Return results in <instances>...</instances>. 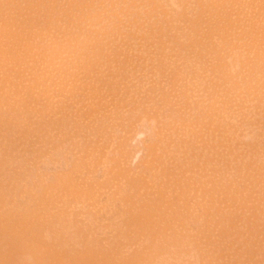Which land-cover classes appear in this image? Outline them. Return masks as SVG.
I'll list each match as a JSON object with an SVG mask.
<instances>
[{"label": "rangeland", "instance_id": "1", "mask_svg": "<svg viewBox=\"0 0 264 264\" xmlns=\"http://www.w3.org/2000/svg\"><path fill=\"white\" fill-rule=\"evenodd\" d=\"M192 43L193 45H191ZM199 77L203 78H201L199 81ZM195 78L198 79L199 83L197 82V79L195 80ZM180 81L184 84H180ZM196 82L197 84H195ZM191 84L192 87H190ZM203 86L206 88H202ZM188 88L192 89L189 90ZM187 93H189V95ZM167 95L171 96V98ZM263 96L264 0H261V2H259V0H0V116H6L7 114L5 115V113H8L10 118L13 116L11 118L13 120L17 119L28 122L26 124L28 125L27 129H22V131L24 130L23 133L25 134L30 133L28 135L29 137L26 136L29 143L25 144L20 136L17 137V135H15V137H13L14 134L11 131L10 134L9 132L7 133V130L10 129L9 126L11 125L4 124L5 126H2L3 129L0 127L1 134H7L9 139H12V146H8L11 147L10 149L15 148V152L12 154L16 153L17 151L19 155H22L24 152L25 155L23 156L27 157L23 164L16 166L15 164H9L8 162L13 157V155H10L9 149L0 152V194H3V191H5V201L7 203L9 202L7 204L9 206H6V208L0 205V219L3 221L2 223L0 220V223L1 225L4 224L6 221L4 218L7 219L8 217H10L9 219H17V223L14 219L15 225L13 224V229L15 231L13 229L11 230L13 221H11L12 223L10 222L11 224L9 222L6 223L7 225L9 224L8 227L6 224H4L5 226L0 225V234H2V236H0V246H2L0 247V263L9 264L11 261V264H23L24 262L22 261H25V264H43L42 262L44 261L40 263L39 259V256H41V252L39 253V247V251H37L40 255H38V258H36L35 255L37 256L38 253L33 250L35 247L31 246L33 249H28L30 248L28 246L31 243L23 238L25 237L24 234L28 231L27 229H29V231L31 229L30 232H37V234L40 235L39 237L41 239H39V241H42L40 244L46 243L47 245H51L50 248H52L54 252L62 251V249L59 248H62L61 246H63L65 247L63 248L65 252H70L68 250L78 251L80 252V254H78L80 256L82 255L81 257H83V255L85 256L86 253L96 251V253L93 254L95 257L96 254L98 255L100 253L106 254V256H108L112 252L107 255V249H110L109 251H111L112 248H118V250H116L117 252L114 250L118 255L114 256V253L112 256L113 258L111 257L113 264H123V257L136 256L138 253H146L143 255L144 259L145 257L153 259L149 260L151 263L148 261L150 264H264ZM196 99H199L198 102ZM162 101L164 102V105L166 103L168 110H165L166 108H164ZM214 101L216 103H214ZM193 103H197L201 107V104H203L202 108H206V104L209 103L216 107L215 109L213 108L215 113L213 114L215 117H217L215 118L217 122H215V124L212 122V125L215 126L210 124V128L209 126L204 128L206 125L204 123L209 124L211 119H208L203 123L202 118H205L206 116L204 117V115H201L200 117L202 122L199 121L200 117H198V113H194L193 109L192 112L194 115H188L189 111L190 114L192 113L189 106H194ZM210 105H207V108ZM182 106L184 108H182ZM176 107H180L182 112ZM111 109L113 112H115V114L117 113L116 115L127 113L129 116L133 115L135 117V114L140 112V115L142 112L144 116L141 114L143 116H140L141 119L140 117H135V120H137V118L139 119L137 122L133 120V116L131 119L127 114V117L125 118H122V115L121 118L125 124L122 123V121H119L117 123H120L119 127L116 129L115 122H117V120L114 119V113H107L110 112ZM49 110L50 112H48ZM165 111H169V114L167 112L165 113ZM217 111H219V114L221 113V116L217 115ZM51 113L53 114L51 115ZM105 113H107V115ZM55 114L58 116L59 120ZM193 117L194 121L197 122L198 120L201 124L203 123V126L200 125L199 122V124L192 122L193 124H191V126V122L189 123V121H193ZM106 118L108 122H106ZM174 118L177 120L174 121ZM30 119H32V121ZM43 119L46 120V122L44 121L46 123L45 125L41 124V120ZM170 119L176 123H172L173 121ZM184 119L186 121L188 120L187 122L189 124L186 123ZM48 120L50 122H48ZM98 120L102 121L99 122ZM128 120L129 122H126ZM37 121H40V123ZM177 121H179V123ZM29 122L36 125L35 128L34 125L32 124L31 126ZM164 122H167L168 124L170 123L169 125H171L169 128H166L170 130L168 131L169 133L167 130L164 131L165 128L162 126ZM181 122L186 123L188 126L190 125L189 127L187 126L188 128L183 126L187 129V131L189 130L188 133L185 132L184 134ZM218 123H220V125ZM62 124L72 125L74 128H76L78 133L69 135L68 137L62 136L64 133V125L62 126ZM95 124L103 125V129L105 125H109V127H106V130L109 131L108 138L104 137L107 133L104 134L105 132L98 131L97 128L101 127V125L95 126ZM0 125H2V123H0ZM40 125L42 127H40ZM177 126L180 127L177 128ZM199 126L204 131H202ZM171 127L172 129L174 127L175 129H180V134L182 132L184 137L182 138V134L179 135L178 130L175 132L177 135H179V137L173 136ZM131 128H134L137 131L136 134L135 131H133L134 129L132 130ZM144 128L148 130L143 132L144 136L142 137L140 132ZM36 130L38 132H36ZM4 131H6V133ZM190 131H194V135L191 134L190 136ZM115 134L119 137L116 138ZM187 134L191 139H193L194 144L195 141H197L195 144V151L202 148H199L202 143V146L204 145V149L202 148L204 152L200 150V153H203V155H201L202 157L199 158V160L203 159V156L206 154H208L207 156L209 157V160L212 158L213 160L216 159L215 162L212 160L214 163L211 164V162H208L209 160L206 156L207 161L205 162L204 160L205 163L203 166L200 165L201 163H199L202 160H198L199 167H202H200V170L203 171H201L202 174L197 173L201 172L199 167L197 170L198 164L195 166V162L193 167L185 166L186 164L184 162L187 161V158L188 161L192 160V158L189 159L186 151L183 153V151L174 149L175 151L172 150L169 152L170 156L167 155L168 151L172 149L171 147L173 146L175 140H180L181 142L185 141L184 139H186L185 136ZM207 134L211 138L213 136V141L210 140V137L206 138L208 137ZM30 135L32 137H30ZM139 135L141 138L138 139L137 143L139 144L140 142V146L135 142ZM166 137L168 139H166ZM217 137L219 139L216 141ZM81 138H84L85 140ZM113 138L114 140L116 138L115 143L117 142V149L119 150H116V154L115 152H112L111 154L113 155L111 157L109 156V152H111L110 150H115ZM190 138L186 140L189 141ZM14 139L16 140L14 141ZM80 140H83V143ZM110 140L112 141L111 143L114 144L113 146H109ZM206 141H208L210 144H208ZM79 142H81L83 145L80 144L78 146ZM211 143L213 144L211 145ZM21 144H23L24 147ZM47 144H51V146ZM210 145L212 147L216 145L212 151ZM218 145H220V147H218ZM207 146L210 148L209 150ZM122 149L124 151H120ZM215 149V152L219 155H217V158L216 154H214L215 152L213 151ZM135 150H138L137 152H139V154L137 152L134 153ZM177 150L178 152H176ZM130 151L132 154L128 153ZM107 152L109 153L108 155H106ZM119 153L122 155L116 157ZM123 153L128 155L125 154L126 157H124ZM153 153L154 155L151 157ZM160 153L164 155L162 156ZM176 153H179V157L181 155L182 159L179 158ZM185 153L187 155H185ZM211 153L215 156V158L211 155ZM183 154L185 156H183ZM135 155H138L135 159L136 163H132V161H134L133 158H135ZM171 155L174 157L172 156V158ZM84 156L85 158H83ZM130 157H132L133 160H130ZM185 157L187 158L185 159ZM153 158L157 161L153 160ZM219 160L220 162L222 161V170L220 173L218 172L221 166H219ZM3 161L5 162L3 163ZM153 161L154 164L149 166V163H152ZM160 162H164L166 165H168L166 166V169L168 167L170 168V171H159V169H163L165 167L164 165L163 168H161ZM7 163L9 164L8 166L6 165ZM64 163L66 164L64 165ZM156 165H158L157 169H151L150 171L153 172V175L150 174L151 172H149L148 169L155 168ZM146 166H148V169ZM118 167L120 170L117 169ZM38 168H40V170H37ZM104 169L108 170L105 171ZM186 169L190 171L187 170L186 172ZM85 170L88 173H86ZM77 172L80 173L78 174ZM147 172L151 176H155L150 177L148 175L154 182H152L150 178L149 180L151 182L148 180ZM166 172L172 174L167 175ZM6 173L7 176H5ZM75 173H77L76 176H74ZM124 173L126 174L124 175ZM158 173H160L162 176L165 174L166 176L164 175L162 177ZM43 174L44 176H42ZM64 175H67L68 179ZM77 176L81 179L79 180ZM180 177L186 179L191 187L196 188L194 190L195 192L186 190L187 182L182 180ZM193 177L195 180H191ZM141 178H144L143 181ZM178 178L180 181L182 180L185 183L186 187L181 185L182 182H178ZM197 178H199V180H197ZM72 179H74L75 182ZM123 180L127 182H124ZM190 180L194 182L195 185L192 186L194 183H192ZM71 182L73 185H70ZM76 182L77 184H81L77 185L75 184ZM123 182L126 185H124ZM206 182L208 183L206 184ZM10 183L12 184L10 185ZM65 183L68 185L67 188ZM116 183L118 185H116ZM23 184L24 186H22ZM46 184H49L50 186L48 185L45 187L44 185ZM61 184H63L64 187ZM25 185L28 186L25 187ZM153 185L155 186L152 188ZM156 185L159 186L157 187ZM189 185L187 189L191 188ZM219 185H221L222 188H220L221 186ZM178 186L181 187L178 188ZM53 187L55 190H57V193ZM71 187L74 188V191H77L73 193V188ZM80 187H83L85 190L81 189ZM167 187L169 189H167ZM69 188H71L70 191L68 190ZM93 188L96 190H93ZM65 189L66 194H63V190ZM184 189L189 193H184ZM78 190H81L79 191L81 194L78 192ZM208 190L211 193L215 192L216 195L218 191L220 193V190H222L224 193L222 192L221 195L218 193L217 196L212 198V196L215 194L213 193L212 195L208 193ZM45 191H50L51 193L48 192L47 194ZM154 191H156V194H154ZM40 192H44L43 194L45 196ZM70 192L73 193V195ZM126 192L128 193L126 194ZM138 193L141 195V197L139 196L140 201L135 203L136 199L132 198V196L135 194L137 197ZM181 193H183V197ZM51 194L54 195L51 196ZM189 195H192L191 197L193 198L190 197V199ZM201 195L204 197L203 199L205 202L201 199ZM221 196L224 198V201H220L222 199ZM123 197H125V200L122 199ZM161 197L164 198V200L161 199ZM207 197H209V202ZM150 198L157 199L151 201ZM214 198L217 200L216 202H219L217 205ZM17 199L19 201H17ZM10 200L12 201L10 202ZM121 200L125 201V203H121H124V206H121ZM5 201H2L3 204L6 203ZM146 201L149 205L153 206L154 209L151 208V206H148ZM168 201H170L171 204ZM49 202H52V207H49ZM166 202H168V204H165ZM197 202L198 204H206H199L198 206ZM41 204L43 207H40ZM58 204L60 206H58ZM164 204L170 207H166ZM35 206L38 207L39 210L41 208V212L38 211L37 208L35 210ZM137 206L139 209H136ZM220 206L222 209H219ZM48 207L52 209H47ZM205 207L208 209L205 210ZM7 208H9V210ZM11 208L12 210H10ZM43 208H45L44 210L48 212L47 214ZM182 208H185V211L189 213L183 211L184 209ZM112 209L115 211H112ZM121 209L126 210L127 215L137 213V216L144 215L141 214L142 212L144 213V210L147 212L149 209H152L150 212L151 215L147 212L145 217L147 214L149 216L156 215L158 219L160 218L161 222L167 224H165L164 227L167 226L168 228H159V233L157 231L155 232V228H153V230L151 229V236L152 233L153 236L147 237L145 235L146 233H143V231L140 232V229H137L136 226L141 224L142 218L140 217V220L132 221L131 223L127 222L128 225H126V223H123L121 220H124L125 222L129 217L127 218V216L124 215L125 213H122L124 210L122 211ZM127 209H130L131 213ZM178 209L179 211H177ZM117 210H120V212H116ZM170 210L173 212L174 216L171 214V212H169ZM208 210L209 214H207ZM8 212L11 213L8 214ZM110 212H115V214L113 213L114 215L111 214L113 215L111 216V220L114 222L115 220H113V218L115 219L117 214L118 220L116 219L117 222L115 223L118 226L122 223L123 226H121L123 229L121 228L119 230V227H116L115 224L110 225L112 223L109 220L111 217L108 218ZM3 213H6L4 215L8 216L4 217ZM12 213L15 216H13ZM104 213H108L106 214L107 216ZM98 214H100V216ZM204 214L207 217H204ZM119 215L124 217L121 216V218ZM131 215L130 217H132ZM183 215L186 217L189 216L192 218V221L188 217L187 221H189L187 223ZM20 216H22V218ZM39 216L40 218L42 217L44 221L38 222L40 219ZM49 216L51 217L49 218ZM103 216H106L105 218H107L108 222L105 221ZM172 216H179L178 218H175L176 220L178 219L181 221V224L179 221L177 222L174 221L175 219H171ZM33 217L35 219L38 217L39 219L37 218L38 220L36 219L34 223V220H32ZM180 217L185 220H181ZM72 218L75 220L73 221ZM165 218L167 219L166 221ZM71 219L72 221H70ZM118 221H121V223ZM167 221L169 223H167ZM176 222L179 225L176 224ZM134 223L135 226L133 225ZM23 224H25V226H23ZM190 224L192 225L190 226ZM113 226L116 227L117 230L115 228L113 229ZM128 226L129 228H127ZM38 227H40V229ZM104 227L105 229H103ZM108 227H110V229ZM97 229L99 231H97ZM160 229L166 234L161 232ZM103 230L105 236H103ZM156 230L158 229L156 228ZM12 232L16 234L15 237H17L19 233H23V237L22 234V238L19 237L20 239L18 237L15 238L14 234L13 236H10ZM112 233L113 236L121 237L117 238L116 240V238L112 236ZM161 233H164L165 236L163 234V237H161ZM172 233L175 234V236H173ZM7 234H9V236H7ZM68 234H70V236H68ZM182 234H184V236H182ZM46 236H48V240L45 239ZM52 236L54 238L56 236V239L60 241L58 242L57 240L56 242L60 243L58 244L60 246L56 245L54 247L52 245V243L56 244L54 240H51L54 239ZM100 236L101 238H99ZM158 236H160L159 239ZM163 238H166L167 240H164ZM170 238H174V240ZM89 240H91V243L92 240H96V246H98V248L96 246L94 247V243L92 244V247ZM160 241H162V243ZM66 242L67 244H65ZM86 243L88 244L86 245ZM15 244L18 249H15L17 248L16 246L13 249ZM18 245L21 246L19 247ZM22 246L24 247V251L22 250ZM158 247L161 249L159 250ZM177 247L179 248L177 249ZM101 249L104 252H102ZM18 252H20V254ZM157 252H159L158 255H156ZM15 254H17V256ZM42 256L44 257L45 255L43 254ZM42 256L41 258H43ZM118 256L122 258H119ZM90 257L92 261L88 259L89 257H86L87 259L84 257L80 259L79 257L76 258L71 264H76L78 261V264L80 262L81 264H89V262L92 264L93 259L92 256ZM12 258L14 261H12ZM28 258L30 260H27ZM35 258L37 259V263H35ZM103 258L105 260V257ZM15 259H18L19 261L17 262ZM83 259L86 261L89 260V262H86ZM95 259L96 257L94 260ZM106 259L110 260V258L107 257ZM155 259H157L156 262ZM164 259H166L167 262H165ZM98 260L99 257L96 263ZM114 260L117 262L114 263ZM111 261H107V264H109ZM100 262V264H106L104 261Z\"/></svg>", "mask_w": 264, "mask_h": 264}, {"label": "bare ground", "instance_id": "2", "mask_svg": "<svg viewBox=\"0 0 264 264\" xmlns=\"http://www.w3.org/2000/svg\"><path fill=\"white\" fill-rule=\"evenodd\" d=\"M252 1H253V0H252ZM254 1H255V0H254ZM262 1H263V0H262ZM259 2H261V0H259ZM195 41H196V40H195ZM191 45H193V43H192ZM181 47H182V46H181ZM256 57H257V56H256ZM157 63H158V62H157ZM157 63H156V64H157ZM163 64H164V63H163ZM163 64H162V65H163ZM252 64H253V63H252ZM200 68H201V67H200ZM196 71H197V70H196ZM215 71H216V70H215ZM81 72H82V71H81ZM198 72H199V71H198ZM209 72H210V71H209ZM202 74H203V73H202ZM189 75H190V74H189ZM195 75H196V74H195ZM198 76H199V75H198ZM186 77H187V75H186ZM187 78H188V77H187ZM201 78H203V77H199V81H200ZM196 79H197V78H195V80H196ZM205 79H206V78H205ZM217 80H218V79H217ZM190 81H191V80H190ZM201 81H202V80H201ZM212 81H213V80H212ZM178 82H179V81H178ZM180 82H181V81H180ZM191 82H192V81H191ZM197 82H198V79H197ZM197 82H196L195 84H197ZM185 83H186V82H185ZM198 83H199V82H198ZM215 83H216V82H215ZM217 83H218V82H217ZM180 84H184V83L181 82ZM192 84H193V83H192ZM192 84L190 85V87H192ZM195 84H194V85H195ZM200 84H201V83H200ZM255 85H256V84H255ZM183 86H184V85H183ZM249 86H250V85H249ZM181 87H182V86H181ZM204 87H205V86H203L202 88H204ZM261 87H262V86H261ZM186 88H187V87H186ZM202 88H200V89H202ZM205 88H206V87H205ZM97 89H98V88H97ZM179 89H181V88H179ZM183 89H184V88H183ZM188 89L190 90V89H192V88H188ZM188 89H187V90H188ZM204 90H205V89H204ZM204 90H203V91H204ZM179 91H180V90H179ZM182 92H183V91H182ZM184 92H185V91H184ZM198 92H199V91H198ZM205 92H206V91H205ZM208 92H209V91H208ZM211 92H212V90H211ZM217 92H218V91H217ZM192 93H193V92H192ZM213 93H214V92H213ZM218 93H219V92H218ZM222 93H223V92H222ZM77 94H78V93H77ZM187 94L189 95V93H187ZM194 94H195V93H194ZM200 94H201V93H200ZM211 94H212V93H211ZM29 95H30V94H29ZM128 95H129V94H128ZM178 95H179V94H178ZM195 95H196V94H195ZM198 95H199V94H198ZM207 95H209V94H207ZM213 95H215V94H213ZM220 95H221V94H220ZM167 96H169V95H167ZM180 96H181V95H180ZM182 96H183V95H182ZM196 96H197V95H196ZM202 96H203V95H202ZM210 96H212V95H210ZM164 97H165V95H164ZM169 97L171 98V96H169ZM185 97H186V96H185ZM192 97H193V96H192ZM205 97H206V96H205ZM263 97H264V96H263ZM186 98H187V97H186ZM195 98H197V97H195ZM195 98H194V99H195ZM220 98H221V97H220ZM164 99H165V98H164ZM174 99H175V98H174ZM174 99H173V101H174ZM190 99H191V97H190ZM204 99H205V98H204ZM218 99H219V98H218ZM25 100H26V99H25ZM184 100H185V99H184ZM196 100H197V99H196ZM198 100H199V99H198ZM198 100H197V102H198ZM214 100H215V99H214ZM192 101H193V100H192ZM211 101H212V99H211ZM20 102H21V101H20ZM162 102H163V101H162ZM212 102H213V101H212ZM217 102H218V100H217ZM119 103H120V102H119ZM135 103H136V102H135ZM188 103H189V100H188ZM214 103H216V102L214 101ZM214 103H213V104H214ZM21 104H22V103H21ZM123 104H124V103H123ZM183 104H184V103H183ZM185 104H186V103H185ZM193 104H194V103H193ZM200 104H201V103H200ZM210 104H211V103L206 104V106H205L206 108H202V107H203V104H201V105H202V107H201V106H199L197 103L194 104V106L191 105V106H193V107L189 106V107L191 108V112H192V109H193V111H194L195 114L198 113V114H197L198 117H200L201 115H202V116L204 115V117L206 116L205 118H202L203 123H204L206 120H208V119L210 120V119H211V120H210L211 122H209V124H208V123H204V124H206V125H205L206 127L204 126V128H207V126H209V128H210V124L212 125L213 123L215 124V122H217V120L215 119V118H217V117H215V115H214V114H215V113H214V109H215L216 107H215L214 105H212V104H211V105H212V107H211ZM18 105H19V104H18ZM157 105H158V104H157ZM195 105H196V106H195ZM207 105H210V106H208V108H207ZM216 105H217V104H216ZM0 106H1V104H0ZM163 106H164V108H166L165 110H168L167 107H166V103H165V105H164V102H163ZM175 106H176V105H175ZM213 106H214V107H213ZM16 107H17V106H16ZM22 107H24V106H22ZM171 107H172V106H171ZM217 107H218V106H217ZM18 108H19V106H18ZM18 108H16V109H18ZM142 108H143V107H142ZM164 108H163V109H164ZM168 108H169V107H168ZM176 108H177V107H176ZM182 108H184V107L182 106ZM213 108H214V109H213ZM16 109H15V110H16ZM135 109H136V108H135ZM139 109H140V108H139ZM172 109H173V107H172ZM177 109H179V110L181 111L180 107L177 108ZM205 109H206V110H205ZM13 110H14V109H13ZM18 110H19V109H18ZM46 110H47V109H46ZM113 110H114V109H113ZM130 110H131V109H130ZM170 110H171V108H170ZM187 110H188V109H187ZM204 110H205V111H204ZM40 111H41V110H40ZM64 111H65V110H64ZM114 111H115V110H114ZM132 111H133V110H132ZM207 111H208V112H207ZM35 112H38V111H35ZM42 112H43V111H42ZM48 112H50V110H49ZM51 112H52V111H51ZM119 112H120V111H119ZM128 112H129V111H128ZM166 112H167V111H165V113H166ZM181 112H182V111H181ZM183 112H184V111H183ZM215 112H216V111H215ZM217 112H218L217 115H220V114H221V113L219 114V111H217ZM243 112H244V111H243ZM13 113H14V112H13ZM58 113H59V112H58ZM63 113H64V112H63ZM107 113H109V114L114 113V116H115V117H114V116H113V117H114L115 120H117V122H115V124H116V129L119 127V124H120V123H119V124H117V123H118L119 121H122V118H125V117H127V115H128V117L132 119V116H133V115H130V116H129V114H127V113H124L125 116H124V114H122L124 117H123L122 115H120V114H119V115H116L117 113L115 114V112H113L112 109H111L110 112H107ZM107 113H105V114L107 115ZM132 113H133V112H132ZM139 113H140V112H139ZM139 113H138V114H135V117H140V116H142L141 114H143V113L141 112L140 115H139ZM159 113H160V111H159ZM167 113L169 114V111H168ZM171 113H172V112H171ZM185 113H186V112H185ZM187 113H188V112H187ZM213 113H214V114H213ZM1 114H2V112H1ZM6 114H7V115H6ZM18 114H19V113H18ZM52 114H53V113H51V115H52ZM126 114H127V115H126ZM130 114H131V113H130ZM147 114H148V113H147ZM172 114H174V113H172ZM183 114H184V113H183ZM192 114H193V112L190 114V111H189L188 115H192ZM249 114H250V113H249ZM5 115H6V116H0V123H2V125H0V127H2V126L4 127V126H5L4 124L11 125V126H9L10 129L7 130V133L9 132V134H10V133L12 132V133L14 134L13 137H15V135H17V137L20 136V137L22 138V140L25 142V144H28L29 141L27 140L26 136H28L30 133H29V134H25V133H23V131H24L25 129H27V127H28V125H26L28 122H24L23 120H17V119L13 120V119H11L13 116H11V118H10V115H9L8 113H5ZM11 115H12V114H11ZM28 115H29V114H28ZM28 115H26V116H28ZM106 115H105V117H106ZM137 115H138V116H137ZM185 115H186V114H185ZM193 115H194V114H193ZM193 115H192V116H193ZM256 115H257V114H256ZM55 116H57V115L55 114ZM102 116H103V115H102ZM121 116H122V118H121ZM143 116H144V114H143ZM143 116H142V117H143ZM182 116H183V115H182ZM220 116H221V115H220ZM23 117H25V116H23ZM113 117H111V118H113ZM133 117H134V116H133ZM135 117L133 118V120L138 122L139 119L137 118V120H135V119H136ZM150 117H151V116H150ZM188 117H189V116H188ZM21 118H22V117H21ZM27 118H28V117H27ZM36 118H37V117H36ZM53 118H54V117H53ZM152 118H153V117H152ZM190 118H191V117H190ZM54 119H55V118H54ZM57 119H58V116H57ZM74 119H75V118H74ZM101 119H102V117H101ZM108 119H109V118H108ZM140 119H141V117H140ZM30 120L32 121V119H30ZM35 120H37V119H35ZM55 120H56V119H55ZM55 120H54V121H55ZM58 120H59V119H58ZM102 120H103V119H102ZM102 120H101V121H102ZM105 120H106V122H108V121H107V118H106ZM105 120H104V121H105ZM170 120H172V119H170ZM175 120H177V119L174 118V121H175ZM179 120H180V119H179ZM192 120H193V121H189V123L191 122L190 125L193 124V123H198L199 121H201V117H200V120H199V121H198L197 119H195V120H197V122L194 121V117L192 118ZM212 120H215V121H212ZM26 121H27V120H26ZM44 121L46 122V120H44V119L41 120V122H42L41 124L45 125L46 123H45ZM98 121H99V120H98ZM101 121H99V122H101ZM113 121H114V120H113ZM131 121H132V120H131ZM150 121H151V120H150ZM172 121H173V120H172ZM174 121H173L172 123L175 124L176 122H174ZM184 121H186V120L184 119ZM187 121H188V120H187ZM187 121H186V123H188ZM202 121H201V122H202ZM37 122L40 123V121H37ZM48 122H50V121L48 120ZM126 122H129V120L126 121ZM177 122L179 123V121H177ZM192 122H193V123H192ZM212 122H213V123H212ZM256 122H257V121H256ZM33 123H34V121H33ZM33 123H30V122H29V124H31V126H32ZM63 123H64V122H63ZM67 123H68V122H67ZM80 123H81V122H80ZM95 123H96V122H95ZM122 123L125 124V122H123V121H122ZM139 123H140V122H139ZM165 123H167V122H164V124H163L162 126H163V128H165L164 131L167 130V132H168V131H170V130H168V129H166V128H169V126H171V125H169L170 123H169V124H168V123L165 124ZM181 123H182L181 125H182V129H183L184 134H185V132L188 133L189 130L187 131L186 128H188L190 125L188 126V125H187L186 123H184V122H181ZM189 123H188V124H189ZM199 123H200V122H199ZM199 123H198V124H199ZM203 123H202V124H203ZM35 124H36V123H35ZM101 124H102V123H101ZM101 124H97V125L95 124V126H98V125H101ZM112 124H113V123H112ZM126 124H127V123H126ZM141 124H142V123H141ZM150 124H151V123H150ZM184 124H186V125H184ZM202 124L200 123V125H202ZM207 124H208V125H207ZM218 124L220 125V123H218ZM33 125H34V124H33ZM49 125H50V124H49ZM63 125H64V131H63L64 133L62 134V136H64V137H68L69 135L77 134V133H78V131L76 130V128H74L72 125L62 124V126H63ZM78 125H79V124H78ZM129 125H130V124H129ZM132 125H134V124H132ZM29 126H30V125H29ZM35 126H36V125H34V128H35ZM80 126H81V124H80ZM162 126H161V127H162ZM183 126H184V127L186 126V128H184ZM187 126H188V127H187ZM191 126H192V125H191ZM202 126H203V125H202ZM212 126H215V125H212ZM212 126H211V127H212ZM3 127H2V129H3ZM40 127H42V126L40 125ZM82 127H84V126H82ZM90 127H91V126H90ZM102 127H103V125H101V127H98V128H97L98 131H99V132H105L104 134L107 133L106 136H104V137H107V138H108L109 131L106 130V127H109V125H105V126H104V129H103ZM126 127H128V126H126ZM126 127H125V128H126ZM142 127H143V126H142ZM149 127H150V126H149ZM161 127H160V129H161ZM172 127H173V124H172ZM172 127H171V130H172L171 132H172L173 136H177V137H179V135H181V134L183 135L182 132H181V134H180V131H179L180 129H179V130H178V129H175V127L172 129ZM178 127H180V126H177V128H178ZM197 127H198V126H197ZM199 127H200V126H199ZM216 127H217V126H216ZM216 127H215V128H216ZM5 128H6V127H5ZM29 128H30V127H29ZM38 128H39V125H38ZM80 128H81V127H80ZM84 128H87V127H84ZM123 128H124V127H123ZM145 128H146V127H145ZM145 128H144L143 130H141V132H140L141 135H142V137L144 136V135H143V134H144L143 132L148 130V129H145ZM193 128H194V127H193ZM212 128H213V127H212ZM215 128H214V129H215ZM217 128H218V127H217ZM228 128H229V127H228ZM7 129H8V128H7ZM22 129H24V130L22 131ZM110 129H112V128H110ZM128 129H129V128H128ZM131 129H132V128H131ZM131 129H130V130H131ZM133 129H134V128H133ZM133 129H132V130H133ZM184 129H186V130H184ZM196 129H197V128H196ZM200 129H201L202 131H204L201 127H200ZM262 129H263V128H262ZM0 130H1V129H0ZM33 130H35V129H33ZM72 130H73V132H72ZM85 130H87V129H85ZM124 130H125V129H124ZM176 130L179 131V135L176 134V132H175ZM190 130H191V129H190ZM193 130H194V129H193ZM197 130H198V129H197ZM209 130H210V129H209ZM212 130H213V129H212ZM215 130H216V129H215ZM10 131H11V132H10ZM47 131H48V130H47ZM93 131H94V130H93ZM115 131H117V130H115ZM121 131H122V129H121ZM133 131H135V134H136L137 131H136L135 129H134ZM133 131H132V132H133ZM138 131H139V130H138ZM178 131H177V132H178ZM181 131H182V130H181ZM206 131H208V130H206ZM4 132L6 133V131H4ZM29 132H30V131H29ZM32 132H33V131H32ZM32 132H31V133H32ZM36 132H38V131L36 130ZM36 132H35V133H36ZM85 132H86V131H85ZM129 132H130V131H129ZM148 132H149V131H148ZM195 132H196V131H195ZM259 132H260V131H259ZM2 133H3V132H2ZM88 133H89V131H88ZM93 133H94V132H93ZM125 133H126V132H125ZM125 133H123V134H125ZM168 133H169V132H168ZM193 133H194V131H193V132L190 131V136H191V134L194 135ZM201 133H202V132H201ZM253 133H254V132H253ZM97 134H98V132H97ZM120 134H121V133H120ZM135 134H134V135H135ZM163 134H164V133H163ZM166 134H167V133H166ZM197 134H198V132H197ZM211 134H212V133H211ZM115 135H116V134H115ZM134 135H133V136H134ZM168 135H170V134H168ZM187 135H188V134H187ZM187 135H186V136H187ZM200 135H201V134H200ZM204 135H205V134H204ZM213 135H214V134H213ZM216 135H217V134H216ZM220 135H221V134H220ZM263 135H264V134H263ZM62 136H61V137H62ZM77 136H78V135H77ZM85 136H86V135H85ZM93 136H94V135H93ZM102 136H103V134H102ZM121 136H122V135H121ZM148 136H149V135H148ZM186 136H185L186 139H189V138H190L189 135L187 136V137H189V138H187ZM196 136H197V135H196ZM207 136H208V134H207ZM211 136H212V135H211ZM28 137H29V136H28ZM30 137H32V136L30 135ZM112 137H113V136H112ZM112 137H111V138H112ZM117 137H119V136L116 135V138H117ZM122 137H123V136H122ZM145 137H146V136H145ZM183 137H184V135L182 136V138H183ZM193 137H194V136H193ZM209 137H210V136H208V137H206V138H209ZM214 137H215V136H214ZM220 137H221V136H220ZM240 137H241V136H240ZM24 138H25V139H24ZM72 138H74V137H72ZM89 138H90V137H89ZM89 138H88V139H89ZM100 138H101V137H100ZM107 138H105V139H107ZM116 138H115V140H116ZM120 138H121V137H120ZM136 138H137V137H136ZM139 138H141L140 135H139V137L137 138V140L135 141L136 143H137V141H138ZM147 138H148V137H147ZM156 138H157V137H156ZM173 138H174V137H173ZM210 138H211V137H210ZM76 139H77V138H76ZM81 139H84V138H81ZM85 139H86V137H85ZM85 139H84V140H85ZM98 139H99V138H98ZM166 139H168V138L166 137ZM186 139H184L185 141H182V142H181L180 140H179V141H178V140H175V142L173 143V146L170 145V146H172V147H171L172 149H171L170 151H168V154H167V155H169V152H171V151L174 150V149H178L179 151H183V153H184V151H186L188 155H187L186 153H185V155H187V156L189 157V159L192 158V160H191V161H190V160L188 161V158L185 157V159L187 158V161L184 162V161L182 160V161L186 164V165H185V164H184V165H185L186 167H193V166L195 165V164H194V162H195V163H196L195 166H197L199 158H201V157H202L201 155H203V153H200V150H202V148L204 147V145L202 146L203 143L201 144V146L199 145V146H200L199 148H201V147H202V148H201L200 150H199V149L196 150V151H197V152H196V151H195V149H196V148H195V147H196L195 144H196L197 141L194 140V141H195V144H194L193 139L190 138L189 141H187ZM203 139H204V137H203ZM212 139H213V136H212V138H211L210 140H212ZM218 139H219V138L217 137V138H216V141H217ZM11 140H12V139H9V136H8L7 134L4 135V134H1V132H0V152H3L4 150L9 149V151H10V155H13V157L11 158V160L8 161L9 164L11 163V164H15L16 166H19V165L23 164V163L26 161V158H27V157H26V156H23V155H25L24 152L22 153V155H19V153H18L17 151H16V153L12 154L13 152H15V148H14V149H10L11 147H8V146H12ZM15 140H16V139H14V141H15ZM17 140H18V139H17ZM74 140H75V139H74ZM77 140H78V139H77ZM91 140H92V139H91ZM100 140H101V139H100ZM102 140H103V139H102ZM113 140H114V138H113ZM115 140H114L113 143H115ZM117 140H118V139H117ZM133 140H134V139H133ZM133 140H132V141H133ZM148 140H149V139H148ZM158 140H159V139H158ZM160 140H162V139H160ZM170 140H171V139H170ZM173 140H174V139H173ZM198 140H199V138H198ZM205 140H206V139H205ZM208 140H209V139H208ZM23 141H22V142H23ZM71 141H72V140H71ZM80 141L83 143V140H80ZM86 141H87V140H86ZM88 141H89V140H88ZM98 141H99V140H98ZM162 141H165V140H162ZM212 141H213V140H212ZM212 141H211V142H212ZM216 141H215V142H216ZM219 141H220V140H219ZM56 142H57V141H56ZM56 142H55V143H56ZM61 142H62V141H61ZM81 142L78 143V146L81 144ZM111 142H112V141L110 140V142H109L110 145H109V146H113V145H114V144L111 143ZM135 142H133V143L136 144ZM146 142H147V141H146ZM157 142H159V141H157ZM167 142H168V141H167ZM172 142H173V141H172ZM201 142H202V138H201ZM201 142H200V143H201ZM206 142L208 143V141H206ZM221 142H222V141H221ZM55 143H54V144H55ZM73 143H76V142H73ZM94 143H95V142H94ZM107 143H108V142H107ZM109 143H108V144H109ZM128 143H129V142H128ZM147 143H148V142H147ZM149 143H150V142H149ZM155 143H156V142H155ZM161 143H162V142H161ZM198 143H199V142H198ZM213 143H214V142H213ZM213 143H211V145H212ZM216 143H217V142H216ZM19 144H20V143H19ZM85 144H86V143H85ZM97 144H98V143H97ZM100 144H101V143H100ZM119 144H121V143H119ZM129 144H130V143H129ZM137 144H138V143H137ZM162 144H163V143H162ZM205 144H206V143H205ZM208 144H210V143H208ZM208 144H207V145H208ZM217 144H218V143H217ZM217 144H216V145H217ZM220 144H222V143H220ZM15 145H16V144H15ZM21 145H23V144H21ZM42 145H43V144H42ZM47 145H50V146H51V144H47ZM55 145H56V144H55ZM60 145H61V144H60ZM60 145H59V146H60ZM62 145H63V144H62ZM69 145H70V144H69ZM81 145H83V144H81ZM105 145H106V144H105ZM138 145L140 146V142H139ZM159 145H160V143H159ZM168 145H169V144H168ZM194 145H195V146H194ZM211 145H210V146H211ZM216 145H214V147H215ZM56 146H57V145H56ZM120 146H121V145H120ZM150 146H151V144H150ZM156 146H157V145H156ZM23 147H24V145H23ZM52 147H53V146H52ZM52 147H51V148H52ZM69 147H70V146H69ZM80 147H81V146H80ZM88 147H89V146H88ZM107 147H108V146H107ZM114 147H115V148H114ZM114 147H112V148H114L115 150H114V151L110 150V151H111V152H109L110 154H111L112 152H115V154H116V153H117L116 150H119V149H117V142L115 143ZM197 147H198V146H197ZM214 147H212V146L210 147V148H211V151H212V149H213ZM218 147H220V145H218ZM19 148H20V147H19ZM91 148H93V147H91ZM119 148H121V147H119ZM127 148H128V147H127ZM207 148H208V146H207ZM210 148H208V150H209ZM222 148H223V147H222ZM82 149H83V148H82ZM95 149H96V148H95ZM154 149H155V148H154ZM157 149H158V148H157ZM203 149H204V148H203ZM205 149H206V148H205ZM18 150H19V149H18ZM20 150H21V149H20ZM69 150H70V149H69ZM88 150H89V149H88ZM132 150H133V149H132ZM178 150H177L176 152H178ZM98 151H99V150H98ZM120 151H124V150L122 149V150H120ZM120 151H118V152H120ZM137 151H138V150H137ZM137 151L135 150L134 153L137 152ZM174 151H175V150H174ZM202 151L204 152V150H202ZM213 151L215 152L216 149L213 150ZM223 151H224V150H223ZM242 151H243V150H242ZM80 152H81V151H80ZM92 152H93V151H92ZM95 152H96V151H95ZM95 152H94V153H95ZM99 152H100V151H99ZM206 152H207V151H206ZM209 152H210V151H209ZM217 152H218V151H217ZM63 153H64V152H63ZM68 153H69V152H68ZM89 153H90V152H89ZM89 153H88V154H89ZM103 153H104V152H103ZM109 153L107 152L106 155H108ZM128 153H131V151L128 152ZM137 153L139 154V152H137ZM212 153H213V152H212ZM212 153H211V155H212ZM49 154H50V153H49ZM91 154H92V153H91ZM104 154H105V153H104ZM110 154H109V156L112 157L113 154H111V155H110ZM123 154H124V157H126V155H128V154H126V153H123ZM125 154H126V155H125ZM131 154H132V153H131ZM160 154H161V153H160ZM170 154H171V153H170ZM176 154H177L178 157H179V153H176ZM214 154H216V158H217V155H218V154H217L216 152H215ZM244 154H245V153H244ZM10 155H9V156H10ZM66 155H67V153H66ZM78 155H79V154H78ZM121 155H122V154H121ZM121 155H120V153H119L116 157L121 156ZM150 155H151V154H150ZM153 155H154V153L151 155V157H153ZM161 155L163 156L164 154H161ZM177 155H176V156H177ZM185 155L183 154V156H185ZM207 155H208V154L204 155L205 157L203 156V159H200V160H199V161L202 160L201 162H199V163H201L200 165L203 166L204 163L207 161V160H206L207 158H208V160H209V157H208ZM4 156H5V155H4ZM87 156H88V155H87ZM87 156H86V157H87ZM131 156H132V155H131ZM133 156H134V154H133ZM133 156H132V157H133ZM137 156H138V155H137ZM137 156L135 155V158H133L134 161H132V163L135 162V159H136ZM169 156H170V155H169ZM172 156H173V155H171V157H172ZM174 156H175V154H174ZM174 156H173V157H174ZM199 156H200V157H199ZM206 156H207V158H206ZM212 156L215 158L214 155H212ZM218 156H219V155H218ZM52 157H53V155H52ZM56 157H57V156H56ZM62 157H63V156H62ZM90 157H91V156H90ZM116 157H115V158H116ZM124 157H123V158H124ZM132 157H130V160L132 159ZM146 157H147V156H146ZM151 157H150V159H151ZM154 157H155V156H154ZM157 157H158V156H157ZM171 157H170V158H171ZM173 157H172V158H173ZM181 157H182V156L180 155L179 158H181ZM220 157H221V156H220ZM220 157H219V158H220ZM7 158H8V157H7ZM64 158H65V157H64ZM83 158H85V156H84ZM115 158H114V160H115ZM175 158H176V157H175ZM175 158H174V159H175ZM179 158H178V159H179ZM51 159H52V158H51ZM58 159H59V158H58ZM93 159H94V158H93ZM117 159H118V158H117ZM127 159H128V158H127ZM133 159H132V160H133ZM141 159H142V158H141ZM181 159H182V158H181ZM210 159H211V158H210ZM221 159H222V157H221ZM5 160H6V159H5ZM53 160H54V158H53ZM59 160H60V159H59ZM73 160H74V159H73ZM89 160H90V159H89ZM91 160H92V158H91ZM120 160H121V159H120ZM125 160H126V158H125ZM147 160H148V159H147ZM153 160L157 161V160L154 159V158H153ZM204 160H205V162H204ZM212 160H213V158H212L211 160H209L208 162H211V164H212V163H214V162L216 161V159L213 160L214 162H212ZM222 160H223V159H222ZM42 161H43V160H42ZM44 161H45V159H44ZM57 161H58V160H57ZM66 161H67V160H66ZM122 161H123V159H122ZM122 161H121V162H122ZM140 161H141V160H140ZM162 161H163V160H162ZM4 162H5V161H3V163H4ZM49 162H50V161H49ZM60 162H61V161H60ZM60 162H58V163H60ZM68 162H70V161H68ZM68 162H67V163H68ZM142 162H143V160H142ZM150 162H151V161H150ZM158 162H159V161H158ZM180 162H181V161H180ZM219 162H220V160H219ZM45 163H46V162H45ZM54 163H56V162H54ZM135 163H136V162H135ZM160 163H161V162H160ZM163 163H164V162H163ZM163 163H161L160 166H161V168H163V166L165 165V167H164L163 169H159V171H160V170H164V171H168V170H169V171H170V168L167 167V169H166V166H168V165H166L165 163L163 164ZM216 163H217V162H216ZM216 163H215V164H216ZM220 163H221V164H220ZM220 163H219V166H220V165H221V166H220L219 171H218L219 173H220L221 170H222V169H221V168H222V161H221ZM9 164L7 163L6 165L8 166ZM65 164H66V163H64V165H65ZM73 164H74V163H73ZM152 164H154V161H153L152 163H149V166L152 165ZM155 164H156V163H155ZM182 164H183V163H182ZM182 164H180V165H182ZM193 164H194V165H193ZM215 164H213V165H215ZM217 164H218V163H217ZM47 165H49V164H47ZM55 165H56V164H55ZM78 165H79V164H78ZM78 165H77V166H78ZM100 165H101V164H100ZM145 165H146V164H145ZM145 165H144V166H145ZM177 165H178V164H177ZM207 165H208V163H207ZM10 166H11V165H10ZM41 166H42V165H41ZM43 166H44V164H43ZM58 166H59V164H58ZM61 166H62V165H61ZM77 166H76V168H77ZM83 166H84V165H83ZM113 166H114V165H113ZM128 166H129V165H128ZM157 166H158V165H156L155 168H150V169H148V168H147L148 166H146V168L149 170V172H151L150 170H151V169H152V170H153V169H157ZM182 166H183V165H182ZM205 166H206V164H205ZM216 166H217V165H216ZM216 166H214V167H216ZM219 166H218V167H219ZM235 166H236V165H235ZM73 167H74V166H73ZM86 167H87V166H86ZM91 167H92V166H91ZM116 167H117V166H116ZM116 167H115V169H116ZM198 167H199V164H198V166H197V170H198ZM200 167H201V166H200ZM200 167H199V170L202 168V167H201V168H200ZM210 167H211V166H210ZM10 168H11V167H10ZM16 168H17V167H16ZM70 168H71V167H70ZM93 168H94V166H93ZM130 168H131V167H130ZM138 168H139V167H138ZM158 168H159V167H158ZM203 168H204V167H203ZM25 169H26V168H25ZM68 169H69V168H68ZM77 169H78V168H77ZM79 169H80V168H79ZM82 169H83V168H82ZM85 169H86V168H85ZM111 169H112V168H111ZM117 169H119V167H118ZM165 169H166V170H165ZM12 170H13V168H12ZM12 170H11V171H12ZM37 170H40V168H38ZM80 170H81V169H80ZM83 170H84V169H83ZM104 170L106 171V170H108V169H104ZM119 170H120V169H119ZM119 170H117V171H119ZM187 170H188V169H186V172H187ZM217 170H218V169H217ZM4 171H5V170H4ZM6 171H7V169H6ZM33 171H34V170H33ZM85 171H86V170H85ZM85 171H84V172H85ZM88 171H89V170H88ZM93 171H94V170H93ZM112 171H113V170H112ZM188 171H190V170H188ZM201 171H202V170H200V172H201ZM223 171H224V170H223ZM1 172H2V170H1ZM9 172H10V171H9ZM13 172H14V171H13ZM15 172H16V169H15ZM45 172H46V171H45ZM80 172H81V171H80ZM80 172H79V173H80ZM99 172H100V171H99ZM124 172H125V170H124ZM143 172H144V171H143ZM171 172H172V171H171ZM202 172H203V171H202ZM202 172H201V173L197 172V173H198V174H202ZM225 172H226V171H225ZM4 173H5V172H4ZM4 173H3V174H4ZM7 173H8V172H7ZM7 173H6L5 176H7ZM10 173H12V172H10ZM41 173H42V171H41ZM43 173H44V172H43ZM47 173H49V172H47ZM77 173H78V172H77ZM77 173H75L74 176H76ZM79 173H78V174H79ZM86 173H88V172L86 171ZM110 173H111V172H110ZM114 173H115V172H114ZM147 173H148V172H147ZM152 173H153V172H151L150 174H152ZM155 173H156V172H155ZM155 173H154V174H155ZM36 174H37V172H36ZM38 174H39V173H38ZM73 174H74V173H73ZM73 174H72V175H73ZM93 174H94V173H93ZM125 174H126V173H124V175H125ZM150 174L148 173L147 176L149 175L150 177H155V176H151ZM156 174H157V173H156ZM158 174H159L160 176H162L160 173H158ZM162 174H163V173H162ZM166 174H167V175H171L172 173L169 174V172H166ZM204 174H205V173H204ZM61 175H62V174H61ZM152 175H153V174H152ZM164 175H165V174H164ZM164 175H163V176H164ZM181 175H182V174H181ZM209 175H210V174H209ZM1 176H2V175H1ZM5 176H4V177H5ZM9 176H10V174H9ZM42 176H44V174H43ZM47 176H48V175H47ZM64 176L67 178V175H64ZM64 176H63V177H64ZM70 176H71V175H70ZM74 176H72V177H74ZM81 176H82V175H81ZM101 176H102V175H101ZM120 176H121V175H120ZM149 176H148V180H149V178H150ZM157 176H158V175H157ZM163 176H162V177H163ZM165 176H166V175H165ZM48 177H49V176H48ZM63 177H62V178H63ZM68 177H69V176H68ZM77 177H78V176H77ZM98 177H99V176H98ZM132 177H133V176H132ZM197 177H199V176H197ZM203 177H204V175H203ZM206 177H207V176H206ZM206 177H205V179H206ZM217 177H218V176H217ZM31 178H32V177H31ZM45 178H46V177H45ZM78 178H79V177H78ZM123 178H124V177H123ZM130 178H131V177H130ZM134 178H135V177H134ZM146 178H147V177H146ZM165 178H166V177H165ZM180 178H182V177H180ZM1 179H2V177H1ZM43 179H44V178H43ZM67 179H68V178H67ZM80 179H81V178H79V180H80ZM82 179H83V178H82ZM125 179H126V178H125ZM143 179H144V178H141L142 181H143ZM167 179H168V178H167ZM176 179H177V178H176ZM178 179H179V178H178ZM193 179L195 180L194 177H193L191 180H193ZM61 180H62V179H61ZM64 180H65V179H64ZM72 180L74 181V179H72ZM76 180H77V179H76ZM89 180H90V179H89ZM150 180H151V178H150ZM150 180H149V181H150ZM153 180H154V178H153ZM156 180H157V178H156ZM156 180H155V181H156ZM165 180H166V179H165ZM182 180H184L185 182H187L186 179H184V178H182ZM182 180L180 181V179H179L178 182H182L181 185H182L183 187H186V186H185V183H184ZM191 180H190V181H191ZM197 180H199V178H197ZM206 180H207V179H206ZM2 181H3V179H2ZM27 181H29V180H27ZM27 181H26V183H27ZM46 181H47V179H46ZM49 181H50V180H49ZM51 181H53V180H51ZM54 181H55V180H54ZM62 181H63V180H62ZM73 181H72V182H73ZM83 181H84V180H83ZM83 181H82V182H83ZM91 181H92V180H91ZM114 181H115V180H114ZM123 181H124V182H127V181H125V180H123ZM128 181H129V180H128ZM151 181H152V180H151ZM151 181H150V182H151ZM168 181H169V180H168ZM175 181H176V180H175ZM190 181H189V182H190ZM209 181H210V179H209ZM31 182H32V181H31ZM35 182H36V181H35ZM38 182H40V181H38ZM42 182H43V181H42ZM44 182H45V180H44ZM72 182L70 183V185H73ZM74 182H75V181H74ZM104 182H105V181H104ZM124 182H123V184H124ZM152 182H154V181H152ZM158 182H159V181H158ZM191 182H192V181H191ZM219 182H220V181H219ZM12 183H13V182H12ZM12 183H10V185H11ZM26 183H25V184H26ZM36 183H37V182H36ZM48 183H49V182H48ZM53 183H55V182H53ZM58 183L60 184L59 181H58ZM111 183H112V182H111ZM155 183H157V182H155ZM155 183H154V184H155ZM161 183H162V182H161ZM161 183H160V184H161ZM163 183H164V182H163ZM167 183H168V182H167ZM174 183H175V182H174ZM192 183H194V182H192ZM200 183H201V182H200ZM207 183H208V182H206V184H207ZM209 183H210V182H209ZM212 183H213V182H212ZM221 183H222V182H221ZM40 184H41V183H40ZM43 184H44V183H43ZM55 184H56V183H55ZM63 184H64V182H63ZM63 184H61V185H63ZM67 184H68V181H67ZM75 184H77V182H76ZM79 184H81V183H79ZM79 184H77V185H79ZM84 184H85V183H84ZM84 184H83V185H84ZM86 184H87V183H86ZM93 184H94V183H93ZM113 184H114V183H113ZM113 184H112V185H113ZM119 184H120V183H119ZM145 184H146V183H145ZM157 184H159V183H157ZM177 184H178V183H177ZM183 184H184V185H183ZM0 185H1V184H0ZM33 185H34V184H33ZM35 185H36V184H35ZM48 185H49V184H48ZM48 185L46 184V185H44V186L47 187ZM65 185H66V183H65ZM109 185H110V184H109ZM116 185H118V184L116 183ZM116 185H115V186H116ZM124 185H126V184H124ZM128 185H129V184H128ZM130 185H131V184H130ZM166 185H167V184H166ZM170 185H171V184H170ZM179 185H180V183H179ZM186 185H187V187H188L189 183L187 182ZM193 185H195V183L192 184V186H193ZM199 185H200V184H199ZM209 185H210V184H209ZM226 185H227V184H226ZM22 186H24V184H23ZM27 186H28V185H25V187H27ZM49 186H50V185H49ZM53 186H54V185H53ZM57 186H58V184H57ZM81 186H82V185H81ZM121 186H122V185H121ZM133 186H134V184H133ZM133 186H132V187H133ZM154 186H155V185H153L152 188H153ZM156 186H157V185H156ZM158 186H159V185H158ZM158 186H157V187H158ZM160 186H161V185H160ZM200 186H202V185H200ZM216 186L218 187L217 184H216ZM219 186H221V185H219ZM45 187H44V188H45ZM55 187H56V186H55ZM59 187H60V186H59ZM61 187H62V186H61ZM63 187H64V185H63ZM67 187H68V185H66V188H67ZM74 187H75V186H74ZM76 187H77V186H76ZM86 187H87V186H86ZM100 187H101V185H100ZM107 187H108V186H107ZM164 187H165V186H164ZM180 187H181V186H178V188H180ZM187 187H186V190H191L190 192H193V191L196 189V188H194V187H191V185H189V187H191L190 189H189V188L187 189ZM217 187H216V188H217ZM224 187H225V186H224ZM7 188H8V187H7ZM22 188H23V187H22ZM51 188H52V187H51ZM53 188H54V187H53ZM71 188H73V187H71ZM71 188H69L68 190L70 191ZM77 188H78V187H77ZM80 188H81V189H84L83 187H80ZM87 188H88V187H87ZM89 188H90V186H89ZM102 188H103V187H102ZM170 188H171V187H170ZM192 188H193V189H192ZM210 188H212V187H210ZM220 188H222V186H221ZM40 189H41V188H40ZM62 189H63V188H62ZM75 189H76V188H75ZM78 189H79V188H78ZM110 189H111V188H110ZM124 189H125V188H124ZM130 189H131V188H130ZM167 189H169V188L167 187ZM172 189H173V188H172ZM172 189H171V190H172ZM181 189H183V188H181ZM214 189H215V188H214ZM46 190H47V189H46ZM50 190H51V189H50ZM54 190H55V188H54ZM60 190H61V189H60ZM60 190H59V191H60ZM68 190H67V192H68ZM72 190H73V193H74L75 191H77V190L74 191V188H73ZM72 190H71V191H72ZM84 190H85V189H84ZM87 190H88V189H87ZM93 190H96V189L93 188ZM93 190H92V191H93ZM165 190H166V189H165ZM201 190H202V189H201ZM203 190H204V189H203ZM209 190H210V189H209ZM209 190H208V193H210V194H212V195H213V193L215 194V192H213V190H212L213 193L209 192ZM51 191H53V190H51ZM56 191H57V190H55V192H56ZM59 191H58V192H59ZM63 191H64L63 194H66V189L63 190ZM79 191H81V190H78V192H79ZM103 191H104V190H103ZM122 191H123V190H122ZM122 191H121V192H122ZM145 191H146V190H145ZM180 191H181V190H180ZM180 191H179V192H180ZM196 191H197V190H196ZM214 191H215V190H214ZM45 192L48 194V192H50V191H45ZM55 192H54V193H55ZM121 192H120V193H121ZM161 192H162V191H161ZM183 192L186 193V192H188V191H185V189H184ZM194 192H195V191H194ZM222 192H223L222 190H220V193H219V191H218L219 195H221ZM4 193H5V191H3V194H0V205H2V207H5V208H6V206H9V205H7L9 202L7 203V202L5 201L6 198H4ZM40 193H42V192H40ZM43 193H44V192H43ZM43 193H42V195H44ZM46 193H45V194H46ZM50 193H51V192H50ZM50 193H49V195H50ZM56 193H57V192H56ZM59 193H60V192H59ZM70 193H71V192H70ZM73 193H71V194L73 195ZM79 193H80V192H79ZM127 193H128V192H126V194H127ZM133 193H134V192H133ZM149 193H150V192H149ZM157 193H158V192H157ZM168 193H169V192H168ZM168 193H167V194H168ZM188 193H189V192H188ZM203 193H204V192H203ZM206 193H207V192H206ZM206 193H205V194H206ZM216 193H217V190H216ZM218 193H217V195H218ZM223 193H224V192H223ZM5 194H6V193H5ZM68 194H69V192H68ZM68 194H67V195H68ZM80 194H81V193H80ZM82 194H83V193H82ZM138 194H139V193H138ZM138 194H137V197H136L135 194H134L135 196H134V195L132 196V198H135V199H136V201L133 200V201H135V203H136V202L138 203V201H140V200H139V199H140L139 196L141 197V195H140V194L138 195ZM154 194H156V191H154ZM164 194H165V193H164ZM178 194H179V193H178ZM181 194H182V197H183V193H181ZM200 194H202V193H200ZM200 194H199V195H200ZM49 195H48V196H49ZM53 195H54V194H51V196H53ZM57 195H58V194H57ZM159 195H160V194H159ZM203 195H204V194H203ZM212 195H211V196H212ZM217 195H216V194L213 195L212 198H213L214 196H217ZM34 196H35V195H34ZM44 196H45V195H44ZM44 196H42V197H44ZM55 196H56V194H55ZM59 196H60V195H59ZM70 196H71V195H70ZM81 196H82V195H81ZM89 196H90V195H89ZM110 196H112V195H110ZM113 196H114V195H113ZM172 196H173V195H172ZM174 196H175V195H174ZM185 196H186V195H185ZM191 196H192V195H191ZM191 196L189 195V198H190ZM201 196H202V195H201ZM201 196H200V197H201ZM9 197H10V196H9ZM28 197H29V196H28ZM38 197H39V196H38ZM62 197H63V196H62ZM64 197H65V196H64ZM68 197H69V196H68ZM72 197H73V196H72ZM77 197H79V196H77ZM96 197H97V196H96ZM104 197H106V196H104ZM117 197H118V196H117ZM120 197H121V196H120ZM120 197H119V198H120ZM209 197H210V195H209ZM209 197H207V198H208V202H209ZM10 198H11V197H10ZM33 198H34V197H33ZM40 198H41V197H40ZM55 198H56V197H55ZM58 198H61V197H58ZM93 198H94V197H93ZM115 198H116V197H115ZM148 198H149V197H148ZM157 198H158V197H157ZM157 198H156V199H157ZM171 198H172V197H171ZM180 198H181V197H180ZM185 198H186V197H185ZM187 198H188V196H187ZM191 198H193V197H191ZM191 198H190V199H191ZM195 198H196V197H195ZM203 198H204V197L202 196L201 199L205 202V200H204ZM207 198H206V199H207ZM210 198H211V197H210ZM215 198H216V197H215ZM215 198H214V199H215ZM221 198H222V199H221L220 201H222V200L224 199L222 196H221ZM26 199H27V198H26ZM35 199H37V198H35ZM41 199H42V198H41ZM50 199H51V198H50ZM53 199H54V198H53ZM77 199H78V198H77ZM81 199H82V198H81ZM85 199H86V198H85ZM94 199H95V198H94ZM98 199H99V198H98ZM122 199L125 200V197H123ZM137 199H138V200H137ZM150 199H151V198H150ZM156 199H155V198H154V199H151V201H154V200H156ZM161 199L164 200V198H162V197H161ZM161 199H159V200H161ZM165 199H166V198H165ZM175 199H176V197H175ZM216 199H218V198H216ZM216 199H215V203H216V205H217V203H219V202H216V201H217ZM12 200L14 201L13 198H12ZM12 200H10V202H11ZM45 200H47V199H45ZM60 200H61V199H60ZM64 200H66V199H64ZM69 200H70V198H69ZM113 200H115V199H113ZM148 200H149V199H148ZM183 200H184V199H183ZM188 200H189V199H188ZM195 200H196V199H195ZM202 200H201V201H202ZM2 201H5L6 203L3 204ZM17 201H19V200L17 199ZM22 201H23V199H22ZM43 201H44V200H43ZM48 201H50V200H48ZM75 201H76V200H75ZM86 201H87V200H86ZM166 201H167V199H166ZM190 201H191V200H190ZM203 201H202V202H203ZM218 201H219V200H218ZM223 201H224V200H223ZM53 202H54V201H53ZM65 202H67V201H65ZM99 202H100V201H99ZM122 202L125 203V201H122V200H121L120 204H121ZM146 202H147V201H146ZM163 202H164V201H163ZM168 202L170 203V201H168ZM168 202H166L165 204H168ZM172 202H173V201H172ZM206 202H207V201H206ZM21 203H23V202H21ZM44 203H45V202H44ZM49 203H50V204H49V205H50L49 207H52V205H53V204L51 205L52 202H49ZM69 203H70V202H69ZM75 203H76V202H75ZM84 203H85V202H84ZM105 203H106V201H105ZM112 203H113V202H112ZM112 203H111V204H112ZM114 203H115V202H114ZM116 203H117V202H116ZM124 203H123V204H124ZM141 203H143V202H141ZM160 203H161V202H160ZM210 203H211V201H210ZM10 204H11V203H10ZM19 204H20V203H19ZM19 204H18V205H19ZM86 204H87V203H86ZM98 204H99V203H98ZM109 204H110V203H109ZM123 204H121V206H124ZM139 204H140V203H139ZM143 204H144V203H143ZM165 204H164V205H165ZM170 204H171V203H170ZM170 204H169V205H170ZM179 204H180V202H179ZM190 204L193 205L194 202H193V204H192V203H190ZM197 204H198V202H197ZM197 204H196V205H197ZM199 204H202V205H203V204H206V203H199ZM199 204H198V206H199ZM212 204H213V203H212ZM212 204H211V205H212ZM46 205H47V204H46ZM102 205H104V204H102ZM130 205H132V204H130ZM147 205H148V206H151V205L148 204V202H147ZM147 205H146V206H147ZM211 205H210V206H211ZM216 205H215V206H216ZM223 205H224V204H223ZM16 206H17V205H16ZM37 206H39V205H37ZM58 206H60V205L58 204ZM117 206H118V205H117ZM141 206H142V205H141ZM162 206H163V203H162ZM165 206H166V207H170V206H168V205H165ZM172 206H173V205H172ZM180 206H181V205H180ZM183 206H184V205H183ZM215 206H214V207H215ZM10 207H11V206H10ZM22 207H23V206H22ZM40 207H43L42 204H41ZM49 207H48L47 209H52V208H49ZM85 207H86V206H85ZM102 207H103V206H102ZM104 207H105V206H104ZM134 207H135V206H134ZM166 207H164V208H166ZM176 207H177V206H176ZM185 207H186V206H185ZM194 207H195V205H194ZM14 208H15V207H14ZM14 208H13V210H14ZM24 208H25V207H24ZM36 208H37L38 211L41 210V208H40V210H39L38 207L35 206V210H36ZM68 208H69V207H68ZM70 208H71V207H70ZM77 208H78V207H77ZM107 208H108V207H107ZM109 208H110V207H109ZM112 208H114V207H112ZM137 208H138V206L136 207V209H137ZM149 208H150V207H149ZM151 208H153V206H151ZM197 208H199V207H197ZM205 208H206V207H205ZM217 208H219V207H217ZM7 209L9 210V208H7ZM16 209H17V208H16ZM44 209H45V208H43V210H44ZM53 209H54V208H53ZM62 209H63V208H62ZM78 209H79V208H78ZM99 209H100V208H99ZM116 209H117V208H116ZM119 209H120V208H119ZM124 209H125V208H124ZM124 209H123V210H124ZM138 209H139V208H138ZM142 209H143V208H142ZM147 209H148V208H147ZM153 209H154V208H153ZM161 209H162V208H161ZM179 209H180V208H179ZM179 209H178L177 211H179ZM182 209H184L183 211H185V208H182ZM187 209H189V208H187ZM187 209H186V210H187ZM193 209H196V208H193ZM207 209H208V208H206L205 210H207ZM213 209H214V208H213ZM219 209H222V207L220 206ZM8 210H7V211H8ZM10 210H12V208H11ZM24 210H26V209H24ZM43 210H42V211H43ZM59 210H60V209H59ZM121 210H122V209H121ZM123 210H122V211H123ZM127 210H129V212L131 213V210H130V209H127ZM151 210H152V209H149V210L147 211L148 214H150V215H151V213H150ZM203 210H204V208H203ZM7 211H6V213H7ZM38 211H37V213H38ZM44 211H45V210H44ZM48 211H49V210H48ZM50 211H51V210H50ZM52 211H53V210H52ZM91 211H92V210H91ZM98 211H99V210H98ZM112 211H115V210L112 209ZM175 211H176V210H175ZM188 211H189V210H188ZM3 212H5V211H3ZM30 212H31V210H30ZM33 212H34V211H33ZM40 212H41V211H40ZM45 212H46V211H45ZM53 212H54V211H53ZM76 212H77V211H76ZM94 212H95V211H94ZM116 212H120V210H117ZM126 212H127V211L124 210V212H122V213H125L124 215H126L127 218L129 217L128 220H129L130 218H131L132 220L130 219L131 221H130V220H129V221L127 220V221H125V222H124V220H121V221H123V223H126V225H128V223H131L132 221L140 220L139 218L141 217V218H142L141 220L144 221V222L141 221V224H140V225L138 224V225H136V226H137V229H140V232H141V231H143V233L145 232V233H146L145 235H146L147 237H152V236H153V233H152V236H151V232H152L153 228H155V229H154L155 232H156V231L158 232V231H159V228H162V229H163V228H166V227H167V226L164 227V225H165L166 223L164 224L163 222H161L160 218L158 219V217H156V215H154V216H149V215L147 214L146 217H145V214L147 213V212H145V210H144V213H143V212L141 213V214H144V215H142V216H137V215H136L137 213H136V214L132 213V215L130 214L132 217H130V215L128 214V215H129V216H128ZM169 212H171V210H170ZM181 212H182V211H181ZM185 212H187V211H185ZM200 212H201V211H200ZM0 213H1V212H0ZM6 213H3V215L6 214ZM9 213H11V212H8V214H9ZM26 213H27V212H26ZM47 213H48V212H46V214H47ZM64 213H65V212H64ZM66 213H67V212H66ZM72 213H74V212H72ZM79 213H80V212H79ZM92 213H93V212H92ZM95 213H96V212H95ZM101 213H102V212H101ZM113 213L115 214V212H110V213H109L110 215L108 216V218L111 217V216H113V215H114ZM187 213H189V212H187ZM194 213H195V212H194ZM32 214H33V213H32ZM51 214H52V213H51ZM70 214H71V213H70ZM102 214H103V213H102ZM102 214H101V216H102ZM104 214L106 215V214H108V213H104ZM111 214H113V215H111ZM133 214H134V215H133ZM139 214H140V213H139ZM158 214H159V213H158ZM169 214H170V213H169ZM171 214H173V212H171ZM171 214H170V215H171ZM176 214H177V213H176ZM176 214H175V215H176ZM179 214H180V212H179ZM197 214H198V213H197ZM207 214H209V210H208V213H207ZM12 215H13V213H12ZM12 215H11V216H12ZM37 215H38V214H37ZM48 215H49V214H48ZM52 215H53V214H52ZM65 215H66V214H65ZM81 215H82V214H81ZM84 215H85V214H84ZM90 215H91V214H90ZM95 215H96V214H95ZM98 215L100 216V214H98ZM159 215H160V214H159ZM170 215H168V216H170ZM194 215H196V214H194ZM7 216H8V215H4V217H7ZM13 216H15V215H13ZM18 216H19V214H18ZM22 216H23V215H22ZM22 216H20V217L22 218ZM33 216H34V215H33ZM78 216H79V215H78ZM106 216H107V215H106ZM106 216H103V218L105 219V221H107V218H105ZM119 216L121 217L122 215H119ZM148 216H149V219H148ZM164 216H165V215H164ZM173 216H174V214H173ZM173 216H172L171 219H175L174 221H177V222H178L179 220H178V219L176 220V218H175V217H177V216H175V217H173ZM183 216H184V215H183ZM183 216H182V217H183ZM187 216H188V215H187ZM199 216H200V215H199ZM4 217H2V218H4ZM27 217H28V216H27ZM45 217H46V215H45ZM50 217H51V216H49V218H50ZM114 217H115V216H114ZM122 217H124V216H122ZM122 217H121V218H122ZM159 217H160V216H159ZM178 217H179V216H178ZM178 217H177V218H178ZM188 217H189V216H188ZM188 217L184 216V218L186 219V222H187V223H188V221H189V220L187 221ZM202 217H203V216H202ZM204 217H207V216L204 214ZM0 218H1V215H0ZM9 218H10V217H8L7 219L4 218V220H6L4 224H6V223H8V222L10 223L11 221H13V223L11 222V223H12V225H11V226H12L11 230H12V229H13V224L15 225V222L17 223V219H16V218L9 219ZM18 218H19V217H18ZM21 218H20V219H21ZM37 218H38V217H36V219H37ZM39 218H40V216H39ZM39 218H38V219H39ZM54 218H55V217H54ZM80 218H81V217H80ZM93 218H94V217H93ZM95 218H96V217H95ZM127 218H126V219H127ZM151 218H152V219H151ZM163 218H164V217H163ZM180 218H181V217H180ZM196 218H197V217H196ZM200 218H201V216H200ZM14 219L16 220L15 222H14ZM20 219H19V220H20ZM36 219L33 217L32 220H34V223H35ZM38 219H37V220H38ZM41 219H42V217L39 219L38 222H40V221H44L43 219H42V220H41ZM63 219H65V218H63ZM72 219H73V218H72ZM72 219H71L70 221H72ZM91 219H92V218H91ZM96 219H98V218H96ZM111 219H112V217L109 218L110 222H112V223H111V224L109 223V224H110V225L115 224V226L117 227L118 225L115 223V222H117L116 219L118 220L117 214H116V218H115V219L113 218V220H115V222L112 221ZM161 219H162V218H161ZM185 219H182V218H181V220H185ZM189 219L191 220L192 218L189 217ZM193 219H195V218H193ZM0 220H1V219H0ZM67 220H68V219H67ZM74 220H75V219H73V221H74ZM84 220H85V219H84ZM166 220H167V219L165 218V221H166ZM195 220H196V219H195ZM200 220H201V219H200ZM202 220H203V218H202ZM207 220H208V219H207ZM207 220H206V221H207ZM1 221H2V220H1ZM1 221H0V222H1ZM63 221H64V220H63ZM85 221H86V220H85ZM105 221H104V222H105ZM121 221H118V222L121 223ZM165 221H164V222H165ZM191 221H192V220H191ZM191 221H190V222H191ZM18 222H19V221H18ZM21 222H22V220H21ZM64 222H65V221H64ZM86 222H87V221H86ZM107 222H108V221H107ZM127 222H128V223H127ZM177 222H176V224H178ZM179 222H180V224H181V221H179ZM183 222H185V221H183ZM198 222H199V220H198ZM201 222H204V221H201ZM2 223H3V221H2ZM11 223H10V224H11ZM66 223H67V222H66ZM75 223H76V222H75ZM159 223H160L161 225H160ZM167 223H169V222L167 221ZM4 224H2V225H4ZM18 224H19V223H18ZM39 224H41V223H39ZM46 224H47V223H46ZM53 224H54V223H53ZM71 224H72V223H71ZM79 224H80V223H79ZM90 224H91V223H90ZM96 224H97V223H96ZM100 224H101V223H100ZM107 224H108V223H107ZM118 224H119V223H118ZM136 224H137V223H136ZM195 224H196V223H195ZM203 224H204V223H203ZM0 225H1V223H0ZM2 225H1V226H2ZM8 225H9V224H8ZM8 225L6 224L7 227H8ZM94 225H95V224H94ZM105 225H106V224H105ZM105 225H104V226H105ZM121 225L123 226L122 223H121ZM121 225L118 226V227H119V230L122 228ZM124 225H125V224H124ZM126 225H125V226H126ZM133 225L135 226V223H134ZM133 225H132V226H133ZM166 225H167V224H166ZM173 225H174V224H173ZM178 225H179V224H178ZM191 225H192V224H190V226H191ZM1 226H0V227H1ZM4 226H5V225H4ZM16 226H17V225H16ZM19 226H20V225H19ZM23 226H25V224H23ZM28 226H29V225H28ZM36 226H37V225H36ZM39 226H41V225H39ZM48 226H49V224H48ZM71 226H72V225H71ZM89 226H90V225H89ZM100 226H101V225H100ZM102 226H103V225H102ZM120 226H121V227H120ZM138 226H139V227H138ZM9 227H10V226H9ZM51 227H52V226H51ZM61 227H62V226H61ZM81 227H82V226H81ZM116 227L113 226V229L115 228V229L117 230ZM182 227H183V226H182ZM14 228H15V227H14ZM22 228H24V227H22ZM29 228H30V227H29ZM38 228L40 229V227H38ZM44 228H45V227H44ZM65 228H66V227H65ZM68 228H69V227H68ZM83 228H84V227H83ZM89 228H90V227H89ZM108 228L110 229V227H108ZM127 228H129V226H128ZM127 228H126V230H127ZM134 228H136V227H134ZM156 228H157L158 230H156ZM167 228H168V227H167ZM204 228H205V227H204ZM26 229H27V228H26ZM103 229H105V227H104ZM122 229H123V228H122ZM151 229H152V230H151ZM182 229H184V228H182ZM198 229H199V228H198ZM9 230H10V229H9ZM13 230H14V229H13ZM17 230H18V229H17ZM21 230H22V229H21ZM27 230L29 231V229H27ZM50 230H51V229H50ZM58 230H59V229H58ZM65 230H67V229H65ZM124 230H125V229H124ZM144 230H145V231H144ZM180 230H181V229H180ZM14 231H15V230H14ZM28 231H27V232L25 231V232L27 233V234H26V233L24 234L25 237H23V233H19L20 236H19V234L17 233V234H18L17 237H18V238L21 237V234H22V237L25 238L28 242L31 243V244L29 243L30 245H29L28 247H30V248H28V249L31 250V249H33V247H35L33 250H34L36 253H38V251H39V249H40L39 253L41 252V253H40L41 256H42L43 254L45 255L44 257L42 256L43 258H41V256H39L40 263H41L42 261H44V262H42L43 264H71L72 262H74V260H75L76 258H79V257H80V259H82L83 257H84V258H86V257L88 258V257H89L88 259L91 260V257H90V256H92V259H93V263H94V264L96 263L98 257H99V260H98L99 264L101 263L100 261H102V262L104 261V262L107 264L109 261H111V257L113 256L114 253H115L114 256H115V255H116V256L118 255V254L116 253V252H117L116 250H118L117 247H116L117 249L112 248L111 251H109L110 249H107V252H106L107 255L110 254L111 252H112V253H111L112 255L110 254V255L106 256V254H102V253H100V254H98V255L96 254V256H95L96 259H95V260H94L95 257H94L93 254H95L96 251H94V252H90V253H86L85 256L83 255V257H81L82 255H81V256L79 255L80 252H78V251H71V250H68V251H70V252H65V251L63 250V248H65V247L61 246L62 248H59V249H62V251L54 252L53 249L50 248L51 245H47L45 242H44V243H45L46 245H45V244H40V243H42V241H41V242L39 241V239H41V238L39 237L40 235L37 234V232H33V231L30 232L31 229H30L29 232H28ZM48 231H49V230H48ZM54 231H55V230H54ZM76 231H77V230H76ZM86 231H87V230H86ZM94 231H95V230H94ZM97 231H99V230L97 229ZM106 231H107V230H106ZM108 231H110V230H108ZM113 231H114V230H113ZM160 231H161V232H164V231L161 230V229H160ZM1 232H2V231H1ZM4 232H5V231H4ZM20 232H21V231H20ZM50 232H51V231H50ZM63 232H64V231H63ZM120 232H121V231H120ZM128 232H129V231H128ZM180 232H181V231H180ZM46 233H48V232H46ZM107 233H108V232H107ZM116 233H117V232H116ZM121 233H122V232H121ZM121 233H120V234H121ZM124 233H126V232H124ZM133 233H134V232H133ZM143 233H142V234H143ZM158 233H159V232H158ZM164 233H165V232H164ZM164 233H161L160 236L163 237V234H164ZM169 233H170V232H169ZM177 233H178V232H177ZM3 234H4V233H3ZM13 234H14V233L12 232V234H10V236H11V235L13 236ZM60 234H61V233H60ZM84 234H85V233H84ZM94 234H95V233H94ZM108 234H109V233H108ZM108 234H107V236H108ZM120 234H119V235H120ZM134 234H135V233H134ZM155 234H156V233H155ZM165 234H166V233H165ZM165 234H164V236H165ZM172 234H173V233H172ZM195 234H196V233H195ZM168 235H169V234H168ZM0 236H2V234H0ZM7 236H9V234H7ZM15 236H16V234H14V237H15ZM56 236H57V234H56ZM56 236H55V238L52 236L54 239H51V240H54V242H56V241L58 240V239H56ZM64 236H65V234H64ZM68 236H70V234H68ZM101 236H102V233H101ZM101 236H100L99 238H101ZM103 236H105V234H104V230H103ZM112 236H113V233H112ZM160 236H158V239H159ZM173 236H175V234H173ZM182 236H184V234H182ZM198 236H199V234H198ZM17 237H15V238H17ZM22 237H21V238H22ZM41 237H42V236H41ZM47 237H48V236H46L45 239L48 240ZM88 237H89V236H88ZM113 237H115L116 240H117V238H120L121 236H117V237H116V236H113ZM156 237H157V236H156ZM156 237H155V239H156ZM200 237H201V236H200ZM2 238H3V237H2ZM6 238H7V237H6ZM10 238H11V237H10ZM71 238H72V237H71ZM109 238H110V237H109ZM115 238H114V239H115ZM185 238H186V237H185ZM11 239H12V238H11ZM19 239H20V238H19ZM43 239H44V237H43ZM45 239H44V240H45ZM62 239H65V238H62ZM62 239H61V240H62ZM155 239H154V240H155ZM161 239H162V238H161ZM163 239L165 240L166 238H163ZM168 239H169V238H168ZM170 239H172V238H170ZM181 239H182V238H181ZM196 239H197V238H196ZM198 239H199V238H198ZM3 240H5V239H3ZM7 240H8V239H7ZM9 240H10V239H9ZM17 240H18V239H17ZM112 240H113V239H112ZM147 240H148V239H147ZM147 240H146V241H147ZM166 240H167V239H166ZM172 240H174V238H173ZM172 240H171V241H172ZM176 240H177V238H176ZM19 241H20V240H19ZM19 241H18V243H19ZM65 241H66V240H65ZM89 241H90V243H91V240H89ZM149 241H150V239H149ZM177 241H178V240H177ZM1 242H3V241H1ZM8 242H9V241H8ZM12 242H13V241H12ZM24 242H25V241H24ZM24 242H23V243H24ZM47 242H48V241H47ZM49 242H50V241H49ZM51 242H52V241H51ZM58 242H60V241L58 240ZM58 242H56V244L54 243L55 245L52 243V245L55 247L56 245L60 244V243H58ZM78 242H79V240H78ZM107 242H108V241H107ZM120 242H121V241H120ZM125 242H126V241H125ZM153 242H155V241H153ZM160 242L162 243V241H160ZM182 242H184V241H182ZM5 243H6V242H5ZM26 243H27V242H26ZM93 243H94V247H95V246L97 245L96 240H92L91 246H92ZM110 243H111V242H110ZM127 243H128V242H127ZM131 243H132V242H131ZM155 243H156V242H155ZM167 243L169 244L168 241H167ZM172 243H173V242H172ZM1 244H2V243H1ZM3 244H4V243H3ZM7 244H8V243H7ZM19 244H20V243H19ZM50 244H51V243H50ZM65 244H67V242H66ZM87 244H88V243H86V245H87ZM104 244H105V243H104ZM137 244H138V243H137ZM137 244H136V245H137ZM170 244H171V243H170ZM179 244H180V243H179ZM183 244H184V243H183ZM5 245H6V244H5ZM9 245H10V244H9ZM89 245H90V244H89ZM102 245H103V244H102ZM147 245H148V244H147ZM154 245H155V244H154ZM165 245H166V244H165ZM15 246H16V244L14 245V247L12 246L13 249L15 248ZM18 246H19V245H18ZM20 246H21V245H20ZM20 246H19V247H20ZM23 246H24V245H23ZM23 246H22V247H23ZM31 246H33V247H31ZM58 246H60V245H58ZM104 246H105V245H104ZM176 246H179V245H176ZM0 247H2V246H0ZM16 247H17V246H16ZM25 247H26V246H25ZM36 247H37V248H36ZM38 247H39V249H38ZM40 247H41L42 249H41ZM74 247H75V246H74ZM92 247H93V246H92ZM92 247H91V249H92ZM96 247L98 248V246H96ZM109 247H110V246H109ZM114 247H115V246H114ZM126 247H127V246H126ZM131 247H132V246H131ZM155 247H156V246H155ZM4 248H5V247H4ZM86 248H87V247H86ZM102 248H103V247H102ZM104 248H105V247H104ZM110 248H111V247H110ZM158 248H159V250L161 249L160 247H158ZM175 248H176V247H175ZM175 248H174V249H175ZM178 248H179V247H177V249H178ZM184 248L186 249L185 246H184ZM5 249H6V248H5ZM5 249H3V250H5ZM10 249H11V248H10ZM15 249H18V247L15 248ZM57 249H58V248H57ZM78 249H79V248H78ZM87 249H88V248H87ZM1 250H2V249H1ZM22 250L24 251V247H23ZM25 250H26V249H25ZM33 250H32V251H33ZM37 250H38V251H37ZM74 250H75V249H74ZM83 250H84V249H83ZM114 250H115L116 252H115ZM172 250H173V249H172ZM9 251H10V250H9ZM101 251H102V249H101ZM157 251H158V250H157ZM168 251H169V250H168ZM176 251H177V250H176ZM186 251H187V250H186ZM21 252H22V251H21ZM27 252H28V251H27ZM35 252H34V253H35ZM102 252H104V251H102ZM120 252H121V251H120ZM169 252H170V251H169ZM184 252H185V251H184ZM188 252H189V251H188ZM18 253L20 254V252H18ZM39 253L37 254V256L35 255L36 258H38V255H40ZM78 253H79V254H78ZM177 253H178V251H177ZM179 253H180V252H179ZM9 254H10V253H9ZM21 254H22V253H21ZM29 254H30V253H29ZM29 254H28V256H29ZM77 254H78L79 256H78ZM81 254H82V253H81ZM101 254H102V255H101ZM122 254H123V253H122ZM145 254H146V253H145ZM145 254L138 253L136 256H130V257L127 256V257H123V259H122L123 264H150L151 261H149V260H153V259H150V258H147V257H145V259H144V256H143V255H145ZM147 254H148V253H147ZM158 254H159V252H157L156 255H158ZM15 255L17 256V254H15ZM25 255H26V254H25ZM30 255H31V254H30ZM99 255H100V256H99ZM131 255H132V254H131ZM133 255H134V254H133ZM179 255H180V254H179ZM181 255H182V254H181ZM0 256H1V255H0ZM7 256H8V254H7ZM9 256H10V255H9ZM13 256H14V254H13ZM16 256H15V257H16ZM33 256H34V255H33ZM97 256H98V257H97ZM102 256L105 257V260H107L106 257H107V258H110V260L108 259V260H107L108 262H107V261L104 260V258H103ZM109 256H110V257H109ZM150 256H151V255H150ZM159 256H160V255H159ZM15 257H14V258H15ZM118 257H119V256H118ZM153 257H155V256H153ZM156 257H157V256H156ZM180 257H181V256H180ZM183 257H184V256H183ZM237 257H238V256H237ZM8 258H9V257H8ZM23 258H24V257H23ZM23 258H21V259H23ZM25 258H27V257H25ZM36 258H35V260H36L35 263H37V259H36ZM87 258H86V259H87ZM100 258H102L103 260L100 259ZM112 258H113V257H112ZM119 258H122V257H119ZM146 258H147V259H146ZM178 258H179V257H178ZM181 258H182V257H181ZM21 259H20V260H21ZM42 259H43V260H42ZM80 259H79V260H80ZM159 259H160V258H159ZM15 260H16V259H15ZM25 260H26V259H25ZM27 260H30V259L28 258ZM61 260H65V261H61ZM83 260H84V259H83ZM156 260H157V259H155V262H156ZM161 260H162V259H161ZM164 260H165V262H167L166 259H164ZM176 260H177V259H176ZM187 260H188V259H187ZM12 261H14L13 258H12ZM16 261L18 262L19 260L17 259ZM84 261H86V260H84ZM84 261H83V263H84ZM91 261H92V260H91ZM94 261H95V262H94ZM148 261H149L150 263H149ZM22 262H24L23 264H25V261H22ZM32 262H33V261H32ZM38 262H39V260H38ZM76 262H77V261H76ZM78 262H79V261H78ZM78 262H77L76 264H78ZM86 262H89V260L86 261ZM98 262H97L96 264H98ZM115 262H117V261L114 260V263H115ZM162 262H163V261H162ZM168 262H169V261H168ZM183 262H184V261H183ZM185 262H186V261H185ZM15 263H16V262H15ZM93 263H92V264H93ZM110 263L113 264V261H111ZM110 263H109V264H110ZM188 263H189V262H188ZM0 264H2V263H0ZM9 264H11V261H10ZM16 264H17V263H16ZM37 264H39V263H37ZM79 264H81V262H80ZM86 264H87V263H86ZM89 264H90V262H89ZM115 264H116V263H115ZM117 264H118V263H117Z\"/></svg>", "mask_w": 264, "mask_h": 264}]
</instances>
